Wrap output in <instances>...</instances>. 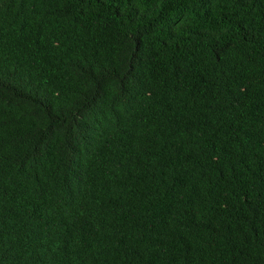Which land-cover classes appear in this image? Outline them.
Masks as SVG:
<instances>
[{"label":"trees","instance_id":"obj_1","mask_svg":"<svg viewBox=\"0 0 264 264\" xmlns=\"http://www.w3.org/2000/svg\"><path fill=\"white\" fill-rule=\"evenodd\" d=\"M0 264H264V0H0Z\"/></svg>","mask_w":264,"mask_h":264}]
</instances>
